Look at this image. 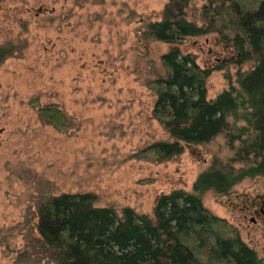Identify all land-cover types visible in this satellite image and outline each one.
I'll use <instances>...</instances> for the list:
<instances>
[{"label":"rangeland","instance_id":"374dc122","mask_svg":"<svg viewBox=\"0 0 264 264\" xmlns=\"http://www.w3.org/2000/svg\"><path fill=\"white\" fill-rule=\"evenodd\" d=\"M168 1H0V47L13 52L0 63V264H55L36 244L38 211L52 196L88 195L93 208L117 219L130 213L155 225L158 200L174 193L195 196L230 225L229 241L264 264V175L227 191L195 190L209 170L236 173L258 162L230 138L244 122L230 117L231 128L209 142L177 144L153 114L150 86L168 78L160 58L176 47L209 72L204 96L214 100L239 89L238 76L255 64L252 53L239 63L234 43L216 32L176 44L145 36ZM227 5L186 0L184 17L229 35L227 14L216 13ZM56 109L65 115L59 126L40 118ZM156 143L178 151L163 159L151 149Z\"/></svg>","mask_w":264,"mask_h":264},{"label":"trees","instance_id":"16d2710c","mask_svg":"<svg viewBox=\"0 0 264 264\" xmlns=\"http://www.w3.org/2000/svg\"><path fill=\"white\" fill-rule=\"evenodd\" d=\"M222 1L228 5L216 13L227 14L224 28L231 31L229 35L214 23L198 26L187 21L183 12L186 0H169L161 19L150 22L144 32L167 44L216 32L234 43L239 63L248 61L252 53L255 64L238 76L239 89L232 86L214 100L204 96L209 72L195 66L193 54H182L176 47L160 58L168 78L150 83L156 95L153 114L177 144L209 142L231 128L230 117L244 122L230 138L242 141L240 150L254 154L258 162L253 159L254 165L236 173L234 169L209 170L202 175L200 185H195V190L216 186L221 192L243 177L264 175V0ZM12 53L0 47V63ZM40 114L54 126L65 119L57 109L50 117L42 111ZM151 149L163 159L178 151L176 145L159 143ZM52 198L38 211L40 239L36 244L40 246L37 252H50L55 264H261L240 241H229L226 230H232L230 225L204 210L195 196H162L155 225L147 219L136 221L130 213L117 219L108 210L93 208L88 195Z\"/></svg>","mask_w":264,"mask_h":264},{"label":"flooded vegetation","instance_id":"af4514ba","mask_svg":"<svg viewBox=\"0 0 264 264\" xmlns=\"http://www.w3.org/2000/svg\"><path fill=\"white\" fill-rule=\"evenodd\" d=\"M253 222H256V220H255V219H253Z\"/></svg>","mask_w":264,"mask_h":264}]
</instances>
